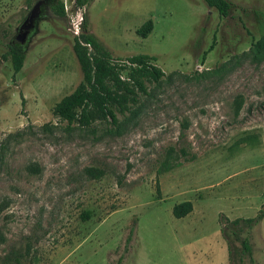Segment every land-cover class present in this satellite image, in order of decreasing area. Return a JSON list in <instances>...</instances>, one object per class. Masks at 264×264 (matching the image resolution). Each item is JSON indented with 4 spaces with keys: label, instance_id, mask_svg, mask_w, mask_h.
Returning <instances> with one entry per match:
<instances>
[{
    "label": "rangeland",
    "instance_id": "obj_1",
    "mask_svg": "<svg viewBox=\"0 0 264 264\" xmlns=\"http://www.w3.org/2000/svg\"><path fill=\"white\" fill-rule=\"evenodd\" d=\"M57 1L0 0V57L13 43L25 52L17 72L0 61V264L16 249L15 264H117L121 254L119 264H232L229 244L241 245L222 227L264 210V54L250 51L264 35V0H229L226 16L204 0H62L64 15ZM84 10L113 57L152 54L165 73L145 81L136 115L119 114L116 128L54 114L82 80L72 45ZM149 18L143 37L136 28ZM170 152L181 164L157 173ZM89 165L103 174L87 176ZM186 199L192 210L174 216ZM238 226L264 264V213ZM242 257L234 264H250Z\"/></svg>",
    "mask_w": 264,
    "mask_h": 264
},
{
    "label": "trees",
    "instance_id": "obj_2",
    "mask_svg": "<svg viewBox=\"0 0 264 264\" xmlns=\"http://www.w3.org/2000/svg\"><path fill=\"white\" fill-rule=\"evenodd\" d=\"M92 0H75V5L79 8L85 7ZM209 7H214L222 16L228 15L231 9L229 0H204ZM52 8L59 15L65 14L64 3L58 0ZM82 30L74 36L73 51L78 59L82 80L72 92L63 96L54 107V114L67 121L70 125L77 122L80 126H89L96 118L108 119L116 128L120 124L119 114L123 117L135 116L139 108V93H148L145 81L158 82L165 75L164 71L152 60L155 55L148 53H136L122 57H113L106 49L101 40L90 30L86 11H83ZM153 28L152 19H147L136 32L145 37ZM250 51L254 57H261L264 54V35L252 43ZM9 56L12 67L15 72L19 71L25 59V52L19 43L10 44L9 50L3 53L1 59ZM127 69L125 77L122 71ZM44 123L42 127H47ZM178 154L168 153L157 168V173H163L181 164ZM84 172L89 177H100L103 174L102 169L96 166H85ZM193 208L192 201L189 199L179 201L172 207V213L176 217H182ZM263 207H260L258 213L252 217H236L230 222L236 228L226 225L222 227L224 235L229 242L228 237L234 236L239 241L241 249L228 247L229 258L233 261L238 257L243 259L245 254L254 264L252 247L248 235L241 236L239 233L240 221L246 223L248 228L258 223L263 217ZM87 217L88 215H83ZM228 227V231L227 228ZM133 225L130 227L129 234L126 237L124 252L129 250V242L133 233ZM24 256L20 250H11L5 255L6 264L19 263ZM123 254L118 258L117 264L121 262Z\"/></svg>",
    "mask_w": 264,
    "mask_h": 264
},
{
    "label": "water",
    "instance_id": "obj_3",
    "mask_svg": "<svg viewBox=\"0 0 264 264\" xmlns=\"http://www.w3.org/2000/svg\"><path fill=\"white\" fill-rule=\"evenodd\" d=\"M40 1H37V3L33 6L31 11L29 12L28 16L26 17L24 23L20 25L19 29L25 28L21 33L17 34L14 38L15 41H21L23 42L26 39V36L28 34V29L31 28L34 24V18L37 15V11L39 9Z\"/></svg>",
    "mask_w": 264,
    "mask_h": 264
},
{
    "label": "flooded vegetation",
    "instance_id": "obj_4",
    "mask_svg": "<svg viewBox=\"0 0 264 264\" xmlns=\"http://www.w3.org/2000/svg\"><path fill=\"white\" fill-rule=\"evenodd\" d=\"M19 30H21V29H19Z\"/></svg>",
    "mask_w": 264,
    "mask_h": 264
}]
</instances>
